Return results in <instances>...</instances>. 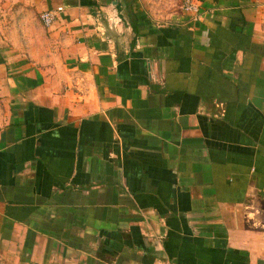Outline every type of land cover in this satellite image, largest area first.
<instances>
[{"label":"crops","instance_id":"crops-1","mask_svg":"<svg viewBox=\"0 0 264 264\" xmlns=\"http://www.w3.org/2000/svg\"><path fill=\"white\" fill-rule=\"evenodd\" d=\"M199 1L0 0V264H264V0Z\"/></svg>","mask_w":264,"mask_h":264},{"label":"built area","instance_id":"built-area-1","mask_svg":"<svg viewBox=\"0 0 264 264\" xmlns=\"http://www.w3.org/2000/svg\"><path fill=\"white\" fill-rule=\"evenodd\" d=\"M182 9L192 15L193 19L198 20L202 17L201 4L199 0H185ZM63 11V7L54 10H47L40 15V19L44 26H52L59 12ZM161 264H172L170 261H164Z\"/></svg>","mask_w":264,"mask_h":264},{"label":"rangeland","instance_id":"rangeland-1","mask_svg":"<svg viewBox=\"0 0 264 264\" xmlns=\"http://www.w3.org/2000/svg\"><path fill=\"white\" fill-rule=\"evenodd\" d=\"M160 2V6L171 7L174 10L182 9L185 0H156ZM6 96L0 91V133L6 127L9 122V116L11 113V107L7 104Z\"/></svg>","mask_w":264,"mask_h":264}]
</instances>
